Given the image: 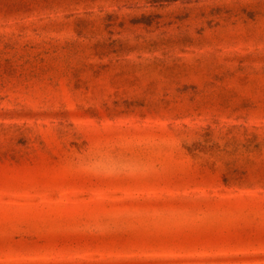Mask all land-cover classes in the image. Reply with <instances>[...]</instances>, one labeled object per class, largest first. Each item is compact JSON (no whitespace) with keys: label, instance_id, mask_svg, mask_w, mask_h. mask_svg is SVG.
Masks as SVG:
<instances>
[{"label":"rangeland","instance_id":"374dc122","mask_svg":"<svg viewBox=\"0 0 264 264\" xmlns=\"http://www.w3.org/2000/svg\"><path fill=\"white\" fill-rule=\"evenodd\" d=\"M0 264H264V0H0Z\"/></svg>","mask_w":264,"mask_h":264}]
</instances>
